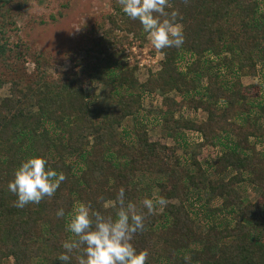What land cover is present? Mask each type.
<instances>
[{"label": "trees", "instance_id": "trees-1", "mask_svg": "<svg viewBox=\"0 0 264 264\" xmlns=\"http://www.w3.org/2000/svg\"><path fill=\"white\" fill-rule=\"evenodd\" d=\"M169 2L168 11L180 13L185 41L180 48L162 49V69L140 85L109 47L110 40L84 44L89 51L96 45L99 56L86 62L76 58L78 69L71 73H49V60L38 50L34 71L19 73L21 54L31 57V50L11 41L14 4L0 0V88L11 85L0 100V264H62L57 256L71 235L65 223L73 206L91 202L94 209L113 214L102 205L115 199L121 187L137 205L154 195L168 200L162 211L148 215L143 210L145 230L133 238L137 251H147L146 264H264V102L259 86L241 82L264 63V0ZM15 8L20 14L24 4ZM114 9L116 14L107 16L114 26L146 34L138 20L123 13L119 0ZM210 55L215 66L207 60ZM187 56L192 60L182 70ZM211 65L219 70L233 66L234 80L227 81L219 70L209 72ZM108 79L126 91H116L118 112L90 105L86 88ZM172 92L182 101L172 99ZM154 93L163 97L167 137L183 140L178 146L153 141L138 118L145 96ZM184 108L206 118H175ZM130 119L133 125L126 123ZM185 131L199 133L204 144H223L210 172L197 159L187 164L181 158L180 151L188 147ZM30 157L45 158L66 179L51 198L18 208L7 185ZM243 185L254 190L253 200ZM204 192L222 201L217 211L224 214V221L208 224L205 231L189 208L192 198L199 201ZM61 207L65 217L56 216Z\"/></svg>", "mask_w": 264, "mask_h": 264}, {"label": "rangeland", "instance_id": "rangeland-1", "mask_svg": "<svg viewBox=\"0 0 264 264\" xmlns=\"http://www.w3.org/2000/svg\"><path fill=\"white\" fill-rule=\"evenodd\" d=\"M12 1L14 6L10 8V11L16 17V22L10 27L12 30L11 41L15 44L24 43L31 50V57L17 51L22 53L16 66L19 73H22L23 69L27 73L34 71V55L37 50L43 52L44 58L49 60L51 65L47 68L49 73L55 75L57 71L71 73L73 70L78 69L76 58L83 62L96 61L99 56L97 46L93 45L89 51L87 48H83V45L100 42L101 40H110L109 47L116 50L129 69L134 71L140 85L150 78L156 77L162 69V64L165 61L164 53L162 50H156L151 46L147 34L135 35L129 33L123 24H120L118 28L107 17L109 14H116L114 9L115 0ZM17 3L24 4L20 14L16 8L14 10ZM18 49L21 50V48ZM191 60L190 56L186 57V61L181 64L182 70H184L186 62ZM207 60L208 62H214V66L217 61L211 55L207 57ZM206 66H210V63ZM257 69L256 75L243 76L241 82L243 86H259V101L264 102V63H260ZM218 70V67L212 68L211 65L209 72H218ZM219 71L226 74L227 81L234 80L233 66H230L229 69L221 68ZM206 82L207 77L204 79V84ZM10 89V83H5L0 88V100L9 95ZM86 91L92 108L99 110L108 107L116 112L119 109L117 93H126L125 89H121L116 83H112L110 79L100 84H92L86 88ZM250 93L254 95L253 90ZM169 96L177 102L182 101L179 93L172 92ZM162 101L163 97L155 93L154 95L145 96L144 105L138 118L147 125L150 138L153 141L178 146V143L181 141L183 143V140L179 138L178 141L169 139L163 128L161 110L164 109V106ZM180 114L186 119L206 118V114L203 112H191L188 108H184L181 113H176L175 118H179ZM126 123L128 125L134 124L131 119L127 120ZM183 136L188 144V147L184 146L183 150L180 151L183 161L189 164L197 159L210 172L214 161L223 151V144L219 141L214 146H211L210 143L204 144L202 136L197 132L185 131ZM221 140L225 143V139L222 138ZM261 149L262 147L259 145L258 150ZM243 189L248 191L249 198L253 200L255 197L254 190L249 185H243ZM211 198L208 192H204L201 200L194 201V198H192L194 205H189L199 228L203 231L209 225L224 221V214L217 211L218 208H221L222 201L220 199L212 200ZM210 213H215V217ZM225 216L230 220L231 216L228 214ZM224 218L226 219V217Z\"/></svg>", "mask_w": 264, "mask_h": 264}, {"label": "clouds", "instance_id": "clouds-1", "mask_svg": "<svg viewBox=\"0 0 264 264\" xmlns=\"http://www.w3.org/2000/svg\"><path fill=\"white\" fill-rule=\"evenodd\" d=\"M123 13L138 20L156 50L180 48L185 35L178 22L180 13L172 8L169 0H119ZM66 179L63 172L48 166L43 157L24 160L14 172L8 191L17 199L14 206L23 208L29 203L39 204L45 197L51 198ZM168 204L164 196L144 198L139 205L125 196L121 187L113 200L102 207L112 209L113 214L94 209L91 202H79L66 218L65 230L70 233L61 244L63 251L57 256L62 264H146L147 251H137L132 243L134 236L145 230V212L151 215L162 211ZM59 208L57 217H65ZM187 259V258H186Z\"/></svg>", "mask_w": 264, "mask_h": 264}]
</instances>
